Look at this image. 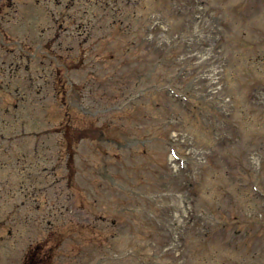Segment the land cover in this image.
<instances>
[{
	"label": "rangeland",
	"instance_id": "rangeland-1",
	"mask_svg": "<svg viewBox=\"0 0 264 264\" xmlns=\"http://www.w3.org/2000/svg\"><path fill=\"white\" fill-rule=\"evenodd\" d=\"M57 1L0 36V264H264V0Z\"/></svg>",
	"mask_w": 264,
	"mask_h": 264
},
{
	"label": "flooded vegetation",
	"instance_id": "flooded-vegetation-1",
	"mask_svg": "<svg viewBox=\"0 0 264 264\" xmlns=\"http://www.w3.org/2000/svg\"><path fill=\"white\" fill-rule=\"evenodd\" d=\"M9 1L0 0V36H2L3 38L6 37V36L8 38H12L11 36L13 34H15V31L13 29L11 30V29H9L6 26V22H7L8 18H9V20L11 18L12 19H17V18L20 17V14L22 13L23 15H22L21 19H36V18L31 17L30 15L34 14L37 11H38L39 14H43L44 13L43 6L41 4L42 0H35V4L39 6V9H32L29 12L30 13L29 15H27V14L25 15L26 11H22V8H23V5H24L23 4L24 2L22 0H20V1L19 0H9ZM60 1H61V3L66 2V0H58L57 3L58 2L60 3ZM95 1H96L97 4L100 2V0L99 1L95 0ZM6 2H7V4H6ZM68 2H70V3H65V5H64L65 8H62V12L63 13H64V11L66 12L69 9V7H72L74 10L71 13L65 14L67 19H82V18L79 17L80 11H82V10H80V8H76V6L79 5L80 0H69ZM90 2H91V0H85L84 3L85 4H88V3L90 4ZM17 3H19V4L22 3V5H21L22 8H21V6L16 5ZM28 4H29V2H28ZM97 4H94V5L96 6ZM3 5L6 6V8H7L6 12H7V14H9V16L5 15V14H1V10L5 9L4 7H2ZM20 8H21V11H20ZM85 12H87L86 9H85ZM54 13H55V11H52V14H54ZM55 15H57V14H55ZM55 15H53L54 18H55ZM59 16H60V11H59ZM66 17H64L63 19H65ZM90 17H88V19H90ZM38 19H43V17L38 16ZM20 54H22V52ZM16 64H17V61H16ZM18 66H15L13 64V62L8 64V67L10 69V73H11L12 77H14V74L17 72L15 68L16 67L18 68ZM57 75H58V73H57ZM25 78H27V77L25 76ZM30 82H31V79H30ZM57 82H58V80H56V84H57ZM27 91H31V89H28Z\"/></svg>",
	"mask_w": 264,
	"mask_h": 264
}]
</instances>
